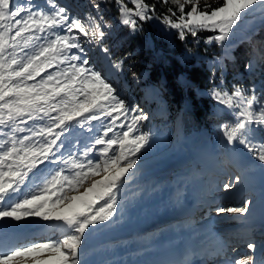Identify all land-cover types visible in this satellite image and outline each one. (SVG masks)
I'll return each mask as SVG.
<instances>
[{
  "label": "snow or ice",
  "instance_id": "snow-or-ice-1",
  "mask_svg": "<svg viewBox=\"0 0 264 264\" xmlns=\"http://www.w3.org/2000/svg\"><path fill=\"white\" fill-rule=\"evenodd\" d=\"M108 2L93 0L96 14L81 18L55 0H46L51 10L34 0H0V264H88L83 256L89 238L115 219L118 193L151 146L150 133L142 131L149 115L127 102L84 56L83 44L92 40L108 52L103 41L112 25L101 11ZM113 2L119 23L132 32L141 30L139 22L156 20L175 30L179 40L190 35L197 45L199 33L210 32L203 42L222 48L248 13H264V0H216L203 9L199 0H160L174 6L160 14L147 0ZM111 67L118 70L120 64ZM208 95L235 121L218 126V142L238 159L246 160L239 146L246 149L259 165L242 166L259 167L264 178V137H256L257 126H264V91L253 88L246 94L235 85L229 91L221 77ZM93 121H101L102 134L79 153L63 155L64 134L74 124ZM46 162L59 167L45 174L40 166ZM248 179V171L226 174L216 190L234 192ZM86 181H91L88 186ZM252 204L249 197L217 212L247 217ZM33 219L43 222L41 231L29 230ZM256 247L248 242L253 255L233 258L228 252L237 253V248L221 241L206 254L214 264H264V251L257 259Z\"/></svg>",
  "mask_w": 264,
  "mask_h": 264
},
{
  "label": "trees",
  "instance_id": "trees-1",
  "mask_svg": "<svg viewBox=\"0 0 264 264\" xmlns=\"http://www.w3.org/2000/svg\"><path fill=\"white\" fill-rule=\"evenodd\" d=\"M55 2L66 7L73 16L82 18L88 13L96 14L92 7L93 0ZM147 2L156 5L157 14L166 12L168 7L174 8L171 3L164 5L160 0ZM34 3L45 8L49 6L46 0H34ZM206 4L215 6L216 0H199L200 8L203 9ZM101 11L104 20L112 25L105 29L108 34L103 47L108 48L107 60L112 65L120 64L118 73L111 72L108 78L101 73L98 65L104 60L102 56L94 57L96 49L101 48L95 40L83 44L84 56L89 57L90 67L111 81L127 102L138 105L149 115V119L143 122L142 131L150 133L151 146L139 160L158 157L152 165L145 163L142 169L131 170V176L121 189L128 193L129 188L135 187L131 193L141 194L142 200L154 202L155 198L162 197V202H165L169 199V188L174 182V201L169 202L165 218L174 216L177 208L173 207V202L184 196L187 178H196L204 170L201 160L186 152L188 140H191L195 150L202 142L205 145L213 144L216 148V141L220 139L218 126L228 116L218 110L219 106L208 95V90L213 84L219 85L223 77L224 86L229 91L233 85L245 89L246 94L253 88H257L258 92L264 91V22L243 35L226 53L216 43L206 45L203 42L204 38L212 35L210 32L199 33L201 40L197 45L190 35L186 41L179 40L175 30L161 35L157 31L156 20L139 22L141 30L132 32L119 23L118 8L113 0L101 4ZM217 58L220 63H214ZM249 63L253 66L251 70L246 68ZM261 102H264V96ZM98 127L101 124L96 121L93 128ZM98 132L101 133V130H94L91 134L95 136ZM225 154L216 153L215 160ZM219 164L217 161L216 166ZM179 169L183 171L177 173ZM120 218L115 217L110 224L94 232L89 246L101 244L103 250H110L114 246L111 242L113 239L126 238L125 225L118 220ZM103 229L106 230L99 235L98 232ZM125 254L124 251L119 255ZM113 257L101 259L98 264H107ZM91 258L88 255L84 257L88 264H93Z\"/></svg>",
  "mask_w": 264,
  "mask_h": 264
},
{
  "label": "rangeland",
  "instance_id": "rangeland-1",
  "mask_svg": "<svg viewBox=\"0 0 264 264\" xmlns=\"http://www.w3.org/2000/svg\"><path fill=\"white\" fill-rule=\"evenodd\" d=\"M45 10H51L50 6ZM263 22L264 13L259 10L248 13L235 29L228 46L223 47L222 51L227 53L243 35L251 32ZM156 26L161 35L168 33V30L159 22H156ZM73 52H76V50L74 49ZM100 56H102L104 62L99 63L98 68L105 77L108 78L111 72L118 73V70L111 67L112 64L107 60L102 48L96 49V54H94L96 59ZM86 58L89 59V57ZM224 113L226 114V112ZM227 115L223 122L234 123V117ZM104 122L107 123V121ZM95 123L96 121L91 122V124L85 122L83 127L74 124L62 137L64 140L63 155L82 151L85 146L91 143L94 137L91 133L94 130H101L102 134L103 125L101 121H99L101 127L93 128ZM89 128L92 129V132H89ZM261 135L264 137V126H257V139L262 138ZM216 142V148L209 143L206 144L209 147L208 149L205 142H202L198 146V150H195L191 145V140H188L186 152L195 158H199L204 170L196 178H187V181H190H186L187 184L185 190H183L184 196L182 199H175V202H173V207L177 208L174 216L165 218V214L168 213L169 202L174 201L175 193L172 190L175 186L174 182L169 188V199L165 202H162V197L155 198L154 202L142 200L141 194L131 193L135 187L129 188L128 191L130 192L128 193L120 189L118 193V210L116 212L119 214L115 217H121L118 220H121L120 222L125 225L126 238L113 239L111 242L114 246L110 250H103L101 244L89 246L91 244L89 241L93 237L91 236L88 240L87 252L83 258L88 255L92 257L90 260L93 264H98L101 259L108 256L113 257L125 251V255L113 257L107 264H200L202 262L207 264L214 261L206 253L217 247L223 239H229L232 246H236L240 240H245L243 247L246 249L244 248L241 253L238 252L240 254L229 251V257H234L237 254L240 258L245 257L247 253L246 242L256 238V246L261 243L264 247V196L261 195L264 178L261 176L259 167L248 170L242 166L247 163L258 166L259 161L252 157L242 146L239 147L246 160L238 159L233 154L227 153L222 145L218 141ZM218 152L226 154L215 160V154ZM157 158V156H151L149 159L139 160L134 169H142L145 163L152 165L157 162ZM217 161L220 162L219 166H216ZM40 167L46 174L49 170L59 167V165L46 162L45 165ZM182 171V169H179L177 173ZM245 171H248L249 174L248 181L240 184L234 192L225 193L222 188L219 191L216 190V185L226 179V174H241ZM92 179H102V175L94 176ZM177 180L175 179V181ZM90 182L86 181L85 186H88ZM81 191H83V188H81ZM249 197L253 200V204L252 211L247 217H239L234 214H218V207L239 206L243 200ZM42 224V221L33 219L28 222V228L32 231H41L40 226ZM105 230H101L98 234L102 235ZM137 233L142 234L132 237ZM59 235L57 233L56 236L51 238L56 239ZM121 239L123 240L121 241ZM261 253L258 254V258Z\"/></svg>",
  "mask_w": 264,
  "mask_h": 264
},
{
  "label": "bare ground",
  "instance_id": "bare-ground-1",
  "mask_svg": "<svg viewBox=\"0 0 264 264\" xmlns=\"http://www.w3.org/2000/svg\"><path fill=\"white\" fill-rule=\"evenodd\" d=\"M260 239V238H259ZM257 240V238L256 239H254V240H252V241H250V242H254L255 243V241ZM223 241H228V242H230V243H232L229 239H223ZM244 241L245 240H240V242L238 243V252H240L241 253V251H243L244 250V247H243V245H244ZM241 245V246H240ZM246 249V248H245ZM202 250V249H201ZM197 251H199V250H197ZM196 251V252H197ZM210 251V250H209ZM195 253V252H194ZM240 253H238V254H240ZM235 255L233 258H240L239 257V255ZM249 254H250V252H249ZM228 256H230V255H228ZM247 256V255H246ZM257 259H259L258 257H256ZM200 264H204L203 262L202 263H200ZM207 264H214V262H210V263H207Z\"/></svg>",
  "mask_w": 264,
  "mask_h": 264
}]
</instances>
